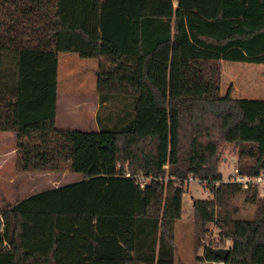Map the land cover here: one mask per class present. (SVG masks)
<instances>
[{"label":"trees","instance_id":"1","mask_svg":"<svg viewBox=\"0 0 264 264\" xmlns=\"http://www.w3.org/2000/svg\"><path fill=\"white\" fill-rule=\"evenodd\" d=\"M63 52L102 59L96 130L54 126ZM222 60L264 66V0H0V131L14 134V167L81 176L0 208V264H172L183 189L131 175L221 178V146L239 173H264V99L220 94ZM240 190L252 218L232 217ZM256 196L224 181L192 199L195 247L210 221L231 241L223 264H264Z\"/></svg>","mask_w":264,"mask_h":264},{"label":"rangeland","instance_id":"2","mask_svg":"<svg viewBox=\"0 0 264 264\" xmlns=\"http://www.w3.org/2000/svg\"><path fill=\"white\" fill-rule=\"evenodd\" d=\"M172 3L175 4L174 1ZM65 55V53L56 55L54 126L58 129L90 131L89 113H81L79 118L74 117L69 113V100L82 101L96 93L97 65L102 59L101 57H97L98 60H95L72 56L73 54ZM219 93H227L232 98L264 99V66L259 63L220 61ZM62 117L64 120H61ZM165 145L167 144L165 143ZM14 150V134L0 131V208L33 192L50 188L53 184H64L80 178L79 173L68 170L65 174H61L66 169L55 172V174L44 171L16 170ZM219 155L225 157L224 160H219L217 163L221 177H225L229 173V166L235 163V157L228 154L222 146ZM52 175L56 177L54 183L51 182ZM182 189L180 213L174 222L173 229L175 250L172 264H209L207 260L196 258L202 254V245L223 246L226 239L228 243L230 242V238L222 236L215 224L209 221L204 224L200 244L195 247L191 200L205 199V195L202 186L197 182H190ZM243 194L244 192L240 190L233 194L229 201L233 208V218L249 219L253 217V203L245 201Z\"/></svg>","mask_w":264,"mask_h":264},{"label":"built area","instance_id":"3","mask_svg":"<svg viewBox=\"0 0 264 264\" xmlns=\"http://www.w3.org/2000/svg\"><path fill=\"white\" fill-rule=\"evenodd\" d=\"M124 176H130L128 172L124 173ZM134 182L142 185L145 181L150 179H156V180H170L174 186L178 187H185L190 182H197L202 186V191L205 195V199H212L215 189L217 185L220 182H232V183H238L241 185V187H247V186H256V195L257 197H264V173L262 171L258 172L255 175H246L243 173H239L237 171V167L235 163H232L229 166V173L225 177L217 178V179H211V178H198L193 176L192 174L188 173L187 175L183 177H176L173 175H167L166 173L162 177H151L149 175H143V174H133L131 175ZM231 241L228 243L227 239L225 241V244L223 246H215L211 244L202 245V248H208V247H226L229 249ZM208 250V249H207ZM209 264H223V260L220 258H217L216 260H208Z\"/></svg>","mask_w":264,"mask_h":264},{"label":"crops","instance_id":"4","mask_svg":"<svg viewBox=\"0 0 264 264\" xmlns=\"http://www.w3.org/2000/svg\"><path fill=\"white\" fill-rule=\"evenodd\" d=\"M63 53L66 54L65 56H69L67 54H73L72 56H77V54L74 53V52H63ZM66 58L70 59L69 57H66ZM93 59L98 60V58H93ZM95 87H96V84H95ZM72 96L73 95H71V97ZM78 101L79 100H76V101H70L69 100V108H70L69 109V113H71L74 117L79 118V115L81 113H85V112L87 113L88 112L89 115H90V118H91L90 129L91 130H96L97 129V124H96V121H95V113H96L97 107L99 105L97 89H96V93L92 94L90 97H86V98H84V100L79 101V102ZM61 120H64V117H62ZM224 158L225 157L223 156L222 160H224ZM66 172H67V170L62 171L61 174H65ZM51 174H55V172H51ZM52 176L53 177L51 179V182L54 183V182H56V180H55L56 177H54L55 175H52ZM80 178H81V176H80ZM76 180H78V179H76ZM57 185H60V184H57V183L53 184L52 187L53 186H57ZM7 204H12V203H7Z\"/></svg>","mask_w":264,"mask_h":264},{"label":"water","instance_id":"5","mask_svg":"<svg viewBox=\"0 0 264 264\" xmlns=\"http://www.w3.org/2000/svg\"><path fill=\"white\" fill-rule=\"evenodd\" d=\"M208 251L215 257L224 260L228 253V248L226 247H208Z\"/></svg>","mask_w":264,"mask_h":264}]
</instances>
